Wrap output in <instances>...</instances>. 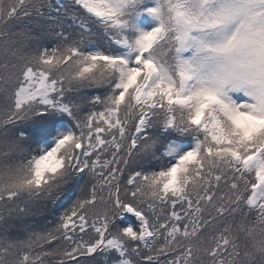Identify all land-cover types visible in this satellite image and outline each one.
<instances>
[{
  "label": "snow or ice",
  "instance_id": "6c2138e0",
  "mask_svg": "<svg viewBox=\"0 0 264 264\" xmlns=\"http://www.w3.org/2000/svg\"><path fill=\"white\" fill-rule=\"evenodd\" d=\"M0 264H264V0H0Z\"/></svg>",
  "mask_w": 264,
  "mask_h": 264
},
{
  "label": "trees",
  "instance_id": "16d2710c",
  "mask_svg": "<svg viewBox=\"0 0 264 264\" xmlns=\"http://www.w3.org/2000/svg\"><path fill=\"white\" fill-rule=\"evenodd\" d=\"M68 207V204H65L62 208L59 209L60 212H63L64 210H66Z\"/></svg>",
  "mask_w": 264,
  "mask_h": 264
}]
</instances>
